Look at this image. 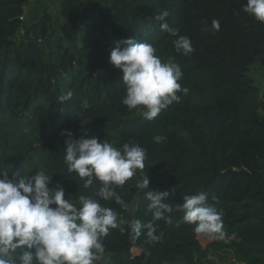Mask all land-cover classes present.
<instances>
[{
  "label": "trees",
  "instance_id": "trees-1",
  "mask_svg": "<svg viewBox=\"0 0 264 264\" xmlns=\"http://www.w3.org/2000/svg\"><path fill=\"white\" fill-rule=\"evenodd\" d=\"M27 1L0 0V169L10 177L43 171L50 187L62 186L78 204L80 195L99 200L101 182L84 188L68 171L62 130L118 148L138 144L144 169L115 189L126 207L99 200L116 211L118 226L103 238L96 264H220L227 252L235 264H264V100L250 73L264 65V23L243 11L247 0H63L56 19L45 12L25 22ZM163 10L170 27L190 38L192 54L176 52L177 37L160 29L154 17ZM126 38L153 44L183 72L181 102L151 121L121 103L125 85L109 56ZM67 92L71 99L61 103ZM147 176L148 189L137 187ZM149 190L170 191L173 223L156 222L159 242L133 238L129 227L132 219L151 220ZM200 192L222 212L228 242L210 237L204 246L183 221L178 205Z\"/></svg>",
  "mask_w": 264,
  "mask_h": 264
},
{
  "label": "clouds",
  "instance_id": "clouds-1",
  "mask_svg": "<svg viewBox=\"0 0 264 264\" xmlns=\"http://www.w3.org/2000/svg\"><path fill=\"white\" fill-rule=\"evenodd\" d=\"M243 11L264 23V0H247ZM168 16L169 12L163 10L154 19L161 22L162 31L177 37L173 40L176 52L192 54L195 49L190 38L178 35L167 22ZM212 28L219 30L218 20L212 21ZM156 52V47L147 41L126 38L116 42L109 56L125 85L122 105L130 110L143 109L142 115L149 121L173 103H180L182 97L178 93L187 92L179 83L183 78L179 64L171 58L162 60ZM71 96L67 92L58 99L63 103ZM61 134L66 137L64 159L68 171L76 172L84 180V188L91 187L94 178L99 180L101 186L95 194L99 200L114 199L126 207L115 189L125 185L138 169H144L146 150L127 143L118 148L108 140L86 134L75 138L71 130H62ZM164 139V136L154 137L157 143ZM51 179L43 171L10 177L8 171L0 169V264H96L103 254V238L118 226L116 211L85 195L79 196L78 204L73 203L65 199L62 186H49ZM149 183L147 176L137 187L148 189ZM145 196L151 220L145 224L132 219L130 231L133 238L143 234L149 241L159 242L156 222L173 223V207L165 202L170 191L149 190ZM178 207L184 212L183 221L195 225V233L228 242L223 214L209 204L206 192L184 196Z\"/></svg>",
  "mask_w": 264,
  "mask_h": 264
},
{
  "label": "rangeland",
  "instance_id": "rangeland-1",
  "mask_svg": "<svg viewBox=\"0 0 264 264\" xmlns=\"http://www.w3.org/2000/svg\"><path fill=\"white\" fill-rule=\"evenodd\" d=\"M63 0H28L24 5V20L25 22H36L40 20L45 12H49L54 19L59 16L60 5ZM250 73L254 77L256 84L259 88L264 90V65L261 63H255L250 67ZM202 244L205 246L210 240L203 234H198ZM132 252L134 255L142 253V250L133 248ZM220 264H235L234 258L231 253L221 254L218 258Z\"/></svg>",
  "mask_w": 264,
  "mask_h": 264
},
{
  "label": "water",
  "instance_id": "water-1",
  "mask_svg": "<svg viewBox=\"0 0 264 264\" xmlns=\"http://www.w3.org/2000/svg\"><path fill=\"white\" fill-rule=\"evenodd\" d=\"M262 99L264 100V90H263V93H262ZM147 253H148V251H147Z\"/></svg>",
  "mask_w": 264,
  "mask_h": 264
},
{
  "label": "built area",
  "instance_id": "built-area-1",
  "mask_svg": "<svg viewBox=\"0 0 264 264\" xmlns=\"http://www.w3.org/2000/svg\"><path fill=\"white\" fill-rule=\"evenodd\" d=\"M21 19H24V16H22Z\"/></svg>",
  "mask_w": 264,
  "mask_h": 264
}]
</instances>
